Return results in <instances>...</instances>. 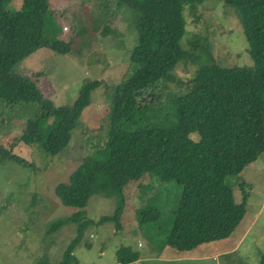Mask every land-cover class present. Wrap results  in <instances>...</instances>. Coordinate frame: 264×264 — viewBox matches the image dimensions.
<instances>
[{"label": "trees", "instance_id": "trees-1", "mask_svg": "<svg viewBox=\"0 0 264 264\" xmlns=\"http://www.w3.org/2000/svg\"><path fill=\"white\" fill-rule=\"evenodd\" d=\"M116 1L136 12L133 74L116 86L106 143L96 144L66 182L54 187L60 203L75 209L50 222L47 229L51 233L63 225H73L74 235L59 264L76 263L72 251L90 226L111 221L121 228L125 188L146 175L150 182L138 185L141 192L153 190L155 178L182 187L178 207L170 211L172 222L161 248L170 245L192 250L210 240L229 237L244 217L248 198L239 177L235 181L242 196L240 201L235 199L230 179L264 152V0H222L239 17L253 60L251 65L230 67L219 65L208 53V45L199 40H191L198 52L183 44L185 9L197 10L206 0ZM11 3L0 0V107L24 106L25 124L13 143H41L46 152L55 155L67 144L101 80L84 84L71 104L55 105L35 80L15 72L20 60L34 50L48 47L67 53L68 43L45 32L50 0H21L19 9ZM187 59L199 64L195 76L185 91L177 92L165 104L157 86L163 83L168 87L176 78L174 70ZM13 143L8 149L0 146V158L31 166L12 151ZM96 194L115 198L117 203L114 213L99 221L88 218L85 210ZM155 198L156 192L137 209L141 226L159 223L161 211L154 204ZM84 245L92 247L88 241ZM117 256L119 263L129 264L137 261L140 253L123 246ZM257 264H264V253Z\"/></svg>", "mask_w": 264, "mask_h": 264}, {"label": "rangeland", "instance_id": "rangeland-1", "mask_svg": "<svg viewBox=\"0 0 264 264\" xmlns=\"http://www.w3.org/2000/svg\"><path fill=\"white\" fill-rule=\"evenodd\" d=\"M11 4L19 9L21 0H12ZM50 6L45 32L67 41V53L40 47L21 59L15 72L35 80L55 105L71 104L89 81L101 80V85L92 92L67 144L55 155L46 152L41 143H13L25 124L24 106L0 107V146L8 149L13 143L12 151L31 163L24 167L9 158H0V264H59L63 249L74 235L73 225H63L51 233L47 229L50 222L75 209L60 203L54 187L66 182L68 174L96 144L106 143L116 86L133 74L131 55L137 30L132 8L116 0H50ZM185 17L187 33L183 44L190 51H199L191 42L199 40L208 45V53L219 65L253 64L239 17L222 0H206L197 10L187 7ZM198 66L191 59L183 60L168 87L158 84L156 91L161 101L166 104L177 92L185 91ZM193 137L197 139L198 134ZM239 177L248 192L246 212L229 237L210 240L192 250L170 245L161 248L172 222L170 211L178 207L182 187L155 178L151 182L154 189L141 192L138 185L150 182L146 175L125 188L121 228L111 221L90 226L72 251L75 264H121L117 251L123 246L140 253V258L129 264H257L264 253V152L238 177L230 179L237 201L242 196L235 181ZM155 192L160 221L141 226L137 209ZM116 205L115 198L96 194L85 210L88 218L99 221L113 214ZM86 241L91 248L84 245Z\"/></svg>", "mask_w": 264, "mask_h": 264}, {"label": "crops", "instance_id": "crops-1", "mask_svg": "<svg viewBox=\"0 0 264 264\" xmlns=\"http://www.w3.org/2000/svg\"><path fill=\"white\" fill-rule=\"evenodd\" d=\"M145 177V176H144ZM144 177H142L141 179H143ZM243 235H244V233H243ZM243 235H242V237H243Z\"/></svg>", "mask_w": 264, "mask_h": 264}, {"label": "built area", "instance_id": "built-area-1", "mask_svg": "<svg viewBox=\"0 0 264 264\" xmlns=\"http://www.w3.org/2000/svg\"><path fill=\"white\" fill-rule=\"evenodd\" d=\"M64 29H66V27H64Z\"/></svg>", "mask_w": 264, "mask_h": 264}]
</instances>
